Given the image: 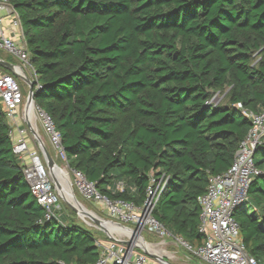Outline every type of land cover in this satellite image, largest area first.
I'll list each match as a JSON object with an SVG mask.
<instances>
[{
	"label": "trees",
	"instance_id": "1",
	"mask_svg": "<svg viewBox=\"0 0 264 264\" xmlns=\"http://www.w3.org/2000/svg\"><path fill=\"white\" fill-rule=\"evenodd\" d=\"M10 3L39 79L35 102L70 168L138 207L161 181L153 217L201 245L199 198L233 165L251 128L244 113L264 108V0ZM224 91L225 102L213 103ZM10 132L0 101V264L96 263L94 232L46 218ZM257 156L261 174L234 217L249 255L264 264V148ZM121 181L127 188L115 191Z\"/></svg>",
	"mask_w": 264,
	"mask_h": 264
},
{
	"label": "built area",
	"instance_id": "2",
	"mask_svg": "<svg viewBox=\"0 0 264 264\" xmlns=\"http://www.w3.org/2000/svg\"><path fill=\"white\" fill-rule=\"evenodd\" d=\"M0 51L19 63L15 65L14 72L0 66V101L11 126L10 135L14 153L23 164V173L33 195L46 210V218H61L62 209L59 199L62 193L37 139L31 135V130L35 128L34 118L42 123L56 159L67 163L73 182L70 177L69 179L74 190L84 201L106 208L112 218V221H105L89 210L87 213L79 211L80 218L90 227L97 229L104 227L101 230L109 241L104 243L96 240L100 257L94 264H166L148 255L162 256L156 250L153 251L154 249L145 248L143 252L137 253L141 246L136 243L133 236L136 237L138 231L148 232L160 238L171 236L183 244L199 264H257L247 251L234 212L248 200L249 188L261 174L255 164V158L258 149L264 148V108L259 113H244L251 120V128L240 143L233 165L222 174L212 175L206 193L199 198L200 232L204 235V241L199 246H192L182 238L173 237L153 217V211L164 189V187L161 189V181L158 184L153 181L148 190L147 201L142 207H138L131 202L110 199L102 194L97 185L90 182L82 172L70 168L61 135L53 120L36 102L31 106L28 105L27 97L23 95L19 84L18 79H21L28 87L27 81L33 84L35 91L40 88L27 49L20 17L10 0H0ZM212 102L215 103L214 99ZM53 159L55 161V158ZM67 174L69 176V173ZM126 188L125 182L121 181L115 185L114 190L124 192ZM108 189L113 190V187L109 186ZM73 196L75 201H78L74 194ZM72 205L74 206L73 203ZM92 217L99 219L100 222L96 223ZM108 223L115 229H110ZM123 231L130 236H125Z\"/></svg>",
	"mask_w": 264,
	"mask_h": 264
},
{
	"label": "rangeland",
	"instance_id": "3",
	"mask_svg": "<svg viewBox=\"0 0 264 264\" xmlns=\"http://www.w3.org/2000/svg\"><path fill=\"white\" fill-rule=\"evenodd\" d=\"M0 57H3L7 60L10 59L11 61L13 60V61H15L14 63H17L16 60H14L13 58H11L9 55H7L6 53H4L2 51H0ZM18 81H19V84L21 86L23 95L27 97L28 92H29V87L24 82H22L21 79H18ZM225 96H226L225 91L216 93L215 97L213 98L214 102L215 103H220L222 101L225 102ZM33 124L35 126L34 130L41 137V139L44 142L49 154L53 158H55V162H56L58 168L63 169V170L60 169L63 172L67 171V173H69V177L71 178V182H73L72 176L70 174V169H69L67 163L61 159H56V154L50 145L49 138L46 135V132H45L44 127H43L42 123L40 122V120L34 118ZM31 135L34 137V135L32 133H31ZM33 143L35 144V146H37V143L35 141H33ZM257 158H260V154H258ZM53 178L55 179L57 184H59L58 186H59L60 191L62 193V195L59 199V204H60V207L62 209L61 213L63 215V219H67L68 222H75L79 225H82L83 227H86L87 229L94 232V235H95L97 241H102L104 243H108L109 241L107 240L106 235L102 231L104 227H101L102 230L90 227L89 225L84 223V221L80 218L79 213H77L73 209V207H72L73 201H71L72 196L74 194L76 196V198L78 199V201L83 206H85V208L87 210L97 214L99 217H101L105 221H112V218L110 217L107 209L104 207L102 208L100 205L84 201V199L76 192V190H74L72 185H71L72 193H70V191L68 189V183H67L65 177L63 176V174L59 170H58L56 175L55 174L53 175ZM71 194H72V196H71ZM74 206H75V204H74ZM78 210L81 211L80 209H78ZM130 227H133V226H130ZM135 238L138 240H141L143 242H146L148 244L156 246L155 247L156 252L160 253L162 255L161 257L167 258L168 260H170L174 264H199V262L196 259L192 258V255L189 253L187 248L183 244L177 242L171 236L160 238L157 235L150 234L148 232H144L141 234H137V236ZM139 248L140 249L137 250V253L143 252L142 251L143 248L142 247H139Z\"/></svg>",
	"mask_w": 264,
	"mask_h": 264
},
{
	"label": "water",
	"instance_id": "4",
	"mask_svg": "<svg viewBox=\"0 0 264 264\" xmlns=\"http://www.w3.org/2000/svg\"><path fill=\"white\" fill-rule=\"evenodd\" d=\"M0 66L3 67L4 69L10 71V72H14V67L15 65L14 64H11V63H7L3 60H0ZM28 85H29V92H28V96H27V103L28 105H33L35 103V93L36 91L34 90V85L31 84L29 81H27ZM32 134L35 136V138L37 139L38 141V144L39 146L41 147V150L42 152L44 153L45 155V158H46V161H47V165L50 169H52L53 166H57L54 159L51 157V155L49 154L44 142L42 141L41 137L39 136V134L34 130L32 129L31 130ZM76 200V199H75ZM78 202V201H76ZM73 209L77 212V213H80L79 210L77 209V207L75 206H72ZM93 220L96 222V223H99L100 220L95 218V217H92ZM138 234H141L139 231L137 232ZM129 243V242H128ZM144 250H145V247L141 246ZM150 255L153 259L157 260V261H160V262H163V263H166V264H174L173 262H171L170 260H168L167 258H164V257H157L155 255H151V254H148Z\"/></svg>",
	"mask_w": 264,
	"mask_h": 264
},
{
	"label": "bare ground",
	"instance_id": "5",
	"mask_svg": "<svg viewBox=\"0 0 264 264\" xmlns=\"http://www.w3.org/2000/svg\"><path fill=\"white\" fill-rule=\"evenodd\" d=\"M31 109H32V107H31ZM30 113V112H29ZM31 113H32V110H31ZM61 168H58V166H53L52 167V174L54 175H56L57 174V172H58V170L63 174V176L65 177V179H66V181H67V183H68V189H69V191H70V193H72V190H71V182H70V179H69V176H68V174H67V172L65 171V172H63V171H61V170H63V169H61ZM71 196H72V194H71ZM71 201H73L72 203H74L75 204V206L77 207V209H80L81 211L80 212H82V213H87V209L85 208V206H83L82 204H80V203H77L76 201H75V199H74V196H72V200ZM103 225H104V223H103ZM108 227L110 228V229H115L113 226H111L109 223H108ZM117 230H119V229H117ZM125 232L123 231V234H124ZM126 235L125 236H130V234L129 233H125ZM133 238H135V236H133ZM136 239V238H135ZM136 243L138 244V245H140V246H143V247H145V248H148V249H154L153 251H155L156 249H155V247H152L151 245H148L146 242H143V241H141V240H138V239H136ZM164 244V243H163ZM159 249V248H158ZM162 250V249H161Z\"/></svg>",
	"mask_w": 264,
	"mask_h": 264
},
{
	"label": "crops",
	"instance_id": "6",
	"mask_svg": "<svg viewBox=\"0 0 264 264\" xmlns=\"http://www.w3.org/2000/svg\"><path fill=\"white\" fill-rule=\"evenodd\" d=\"M0 59L3 60V61H7L8 63L14 64V65H15V64H16V65H19V63H18L17 61H16L17 63H14L15 61H13V60L11 61L10 59L7 60V59H5V58H3V57H0ZM5 70H6V69H5ZM7 71H8V70H7Z\"/></svg>",
	"mask_w": 264,
	"mask_h": 264
}]
</instances>
